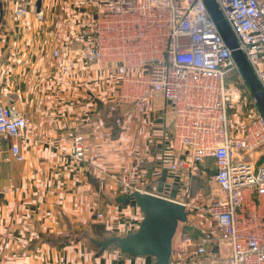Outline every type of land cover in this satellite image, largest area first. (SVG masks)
<instances>
[{"label": "crops", "instance_id": "obj_1", "mask_svg": "<svg viewBox=\"0 0 264 264\" xmlns=\"http://www.w3.org/2000/svg\"><path fill=\"white\" fill-rule=\"evenodd\" d=\"M29 1L35 7L37 0ZM40 2L38 15L29 11L16 16L15 0H0V102L28 120L25 138L18 140L22 160L7 158L8 142L0 146V264H153L151 256L112 247L96 255L91 238L132 232L142 218L132 199L119 202L125 194H119L118 180L137 177V189L180 202L186 200L171 193L187 185L193 199L201 201L207 193L201 181L205 172L188 179L167 170L173 154L172 115L164 112L161 93L143 113L124 106L120 124L105 115L117 78L97 62L87 75L77 27L63 26L72 21L77 10L70 6L77 0ZM97 8L101 4L86 10ZM55 48L57 57L52 55ZM69 60L74 67L62 71ZM77 136L81 159L73 155ZM206 163L202 169L214 168L211 159ZM159 183L162 192L157 191ZM187 204L188 219L181 230L178 223L169 264H221V247L208 252L217 256L213 263L207 256L199 258L193 248L179 251L184 235L217 233L199 213L190 218ZM97 212L104 221L95 219Z\"/></svg>", "mask_w": 264, "mask_h": 264}, {"label": "built area", "instance_id": "obj_2", "mask_svg": "<svg viewBox=\"0 0 264 264\" xmlns=\"http://www.w3.org/2000/svg\"><path fill=\"white\" fill-rule=\"evenodd\" d=\"M15 2L16 16L39 14L29 0ZM215 2L264 93V0ZM97 4L101 8L86 10ZM75 7L63 26L77 27L87 75L97 62L117 78L105 115L120 124L124 106L143 113L159 92L164 112L172 115L167 170L191 179L204 172L207 159L213 162L201 210L217 233L184 235L179 251L193 248L213 263L217 256L207 254L221 247V264H264V117L203 0H77ZM73 67L69 60L60 69ZM241 116L236 133L232 122ZM27 124L20 110L0 102V146L8 142L7 158L23 159L18 140L25 138ZM73 155L83 156L80 136ZM136 181L118 180L119 194L137 189ZM95 219L104 221L103 213Z\"/></svg>", "mask_w": 264, "mask_h": 264}, {"label": "water", "instance_id": "obj_3", "mask_svg": "<svg viewBox=\"0 0 264 264\" xmlns=\"http://www.w3.org/2000/svg\"><path fill=\"white\" fill-rule=\"evenodd\" d=\"M203 2L229 48L256 106L264 117V93L244 53L238 48V43L230 26L224 19L215 0H203ZM35 11L41 12L40 0L36 1ZM157 191L162 192V183H159ZM130 199L134 201L142 213L137 228L124 235H110L92 239V243L98 248L96 255L108 247H114L125 254L151 256L154 258L153 264H169L172 238L178 223L186 222L188 219L185 205L161 194L140 189H134L131 193L120 197L119 202L127 204Z\"/></svg>", "mask_w": 264, "mask_h": 264}, {"label": "rangeland", "instance_id": "obj_4", "mask_svg": "<svg viewBox=\"0 0 264 264\" xmlns=\"http://www.w3.org/2000/svg\"><path fill=\"white\" fill-rule=\"evenodd\" d=\"M70 7H71V9H76V7L75 8L73 6H70ZM243 122H244V119H243L242 116L241 117H237V118H235V120H233L232 124H233L234 132H236V133L239 132L240 125ZM262 160H263V156L257 160V163L261 162ZM204 169H205L204 170L205 173L202 175V180L201 181L203 182V187H205V189L207 190V193L205 194L206 196L205 195L203 196V199L201 201L196 199V198L193 199V197L191 195V192H190L191 189L189 190L187 188V185H185V186L182 185V188H180L177 192L174 191V192L171 193L173 196H176L178 198H182V199L186 200L184 202L188 203V207H189V211H190L189 212L190 213V218L193 217V216L197 217L196 213H199L202 216L201 218L203 220L206 219L207 216L204 214V212L201 210V208L203 207L204 203L206 202L208 192H210V190H211V183H210L211 179L210 178L212 176L214 168L212 167L209 170H208V168H204ZM188 200H191L192 202H189ZM197 207L199 208V210H196ZM183 226H185L184 222L180 224L179 229L181 230V228H183ZM190 232L191 233H193V232L196 233L197 230L191 228Z\"/></svg>", "mask_w": 264, "mask_h": 264}, {"label": "trees", "instance_id": "obj_5", "mask_svg": "<svg viewBox=\"0 0 264 264\" xmlns=\"http://www.w3.org/2000/svg\"><path fill=\"white\" fill-rule=\"evenodd\" d=\"M250 96H252V95L250 94ZM186 222H187V221H186ZM101 238H102V237H101ZM92 239H94V238H91V240H92ZM112 248H114V247H112Z\"/></svg>", "mask_w": 264, "mask_h": 264}]
</instances>
